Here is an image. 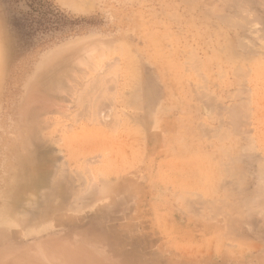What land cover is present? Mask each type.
Wrapping results in <instances>:
<instances>
[{
    "label": "rangeland",
    "instance_id": "374dc122",
    "mask_svg": "<svg viewBox=\"0 0 264 264\" xmlns=\"http://www.w3.org/2000/svg\"><path fill=\"white\" fill-rule=\"evenodd\" d=\"M263 42L264 0H0V264H264Z\"/></svg>",
    "mask_w": 264,
    "mask_h": 264
},
{
    "label": "bare ground",
    "instance_id": "6f19581e",
    "mask_svg": "<svg viewBox=\"0 0 264 264\" xmlns=\"http://www.w3.org/2000/svg\"><path fill=\"white\" fill-rule=\"evenodd\" d=\"M183 1H185V0H183ZM182 3H183V2H182ZM190 11H191V10H190ZM224 14H225V13H224ZM236 14H237V13H236ZM236 14H235V15H236ZM165 15H166V14H165ZM167 15H168V14H167ZM167 15H166V16H167ZM214 16H215V15H214ZM220 16H221V15H220ZM224 16H225V15H224ZM224 16H223V18H224ZM227 16H228V14H227ZM237 16H238V15H237ZM225 17H226V16H225ZM167 18H168V16H167ZM172 18H173V17H172ZM229 18H230V17H229ZM231 18H232V17H231ZM233 18H234V17H233ZM240 18H241V17H240ZM220 20H221V19H220ZM223 20H224V19H223ZM226 20H227V19H226ZM231 20H232V19H231ZM234 20H235V19H234ZM232 21H233V20H232ZM236 21H237V19H236ZM228 22H229V20H228ZM231 25H232V24H231ZM168 33H169V32H168ZM162 34H163V33H162ZM162 34H161V37H162V39H164L163 36H162ZM165 34H166V33H165ZM147 35H148V34H147ZM150 35H151V34H150ZM167 35H168V34H166V36H167ZM151 36H152V35H151ZM151 36H148V37H151ZM155 36H156V35H155ZM155 36H153V37H155ZM173 36H174V35H173ZM146 37H147V36H146ZM153 37H152V38H153ZM175 37H176V35H175ZM152 38L149 39V40H150V43H151V40H153ZM155 38H156V37H155ZM171 38H172V36H171ZM176 38H177V37H176ZM162 39H161V40H162ZM117 40H118V39H117ZM155 40H156V39H154L152 42H155ZM238 40H241V39H238ZM121 41H122V40H120V42H121ZM241 41H243V40H241ZM244 41H245V40H244ZM244 41H243V42H244ZM261 41H262V40H261ZM120 42H119V43H120ZM125 42H126V41H125ZM243 42H242V43H243ZM160 43H162V41H161ZM160 43H159V44H160ZM173 43H174V42H173ZM237 43H238V41H237ZM242 43H240V44H242ZM244 43H245V42H244ZM98 44H99V43H98ZM102 44H103V43H102ZM110 44L112 45V43H110ZM113 44H114V42H113ZM123 44H124V42H123ZM125 44H126L127 46H129V44H127V43H125ZM159 44H158V45H159ZM234 44H235V43H234ZM245 44H246V43H245ZM263 44H264V42H263ZM100 45H101V44H100ZM126 45H125V46H126ZM156 45H157V44H156ZM156 45H154V46L156 47ZM163 45H164V44H163ZM174 45H175V44H174ZM188 45H189V44H188ZM228 45H229V44H228ZM103 46H104V45H103ZM123 46H124V45H123ZM125 46H124V48L127 47V46H126V47H125ZM130 46H131V45H130ZM160 46H161V44H160ZM244 46H245V45H244ZM85 47H86V46H85ZM114 47H115V46H114ZM119 47H120V46H119ZM175 47H177V46H175ZM223 47H224V46H223ZM79 48H80V47H79ZM127 48H128V47H127ZM188 48L191 49L192 47L190 46V47H188ZM234 48H235V47H234ZM250 48H251V47H250ZM90 49H91V48H90ZM90 49L88 48L87 50L90 51ZM94 49L96 50V48H94ZM114 49H115V48H114ZM119 49H120V48H119ZM121 49H122V48H121ZM166 49H167V48H166ZM171 49H172V48H171ZM242 49L244 50L243 46H242ZM254 49H255V48H254ZM87 50H86V51H87ZM92 50H93V47H92ZM92 50H91L90 52H93ZM129 50H130V49H129ZM182 50H183V49H182ZM234 50H235V49H234ZM121 51H122V50H120V52H121ZM127 51H128V50H127ZM158 51H159V49L157 50V52H158ZM171 51H172V50H171ZM185 51H186V50H185ZM113 52H114V51H113ZM189 52L191 53V51H189ZM221 52H223V51H221ZM232 52H233V51H232ZM232 52H231V53L229 52V53L231 54L230 56H235L234 54H232ZM249 52H250V51H249ZM255 52H258V51H255ZM115 53H116V51H115ZM118 53H119V52H118ZM131 53H132V52H131ZM150 53H151V52H150ZM154 53H155V51H154ZM163 53H164V52H163ZM184 53H185V52H184ZM227 53H228V52H227ZM229 53H228V54H229ZM233 53H234V52H233ZM237 53H238V52H237ZM242 53H243V52H242ZM76 54H77V53H76ZM81 54H82V53H81ZM128 54H130V53H128ZM132 54H134V53H132ZM152 54H153V53H152ZM152 54H151V56H153ZM179 54H180V53H179ZM193 54H194V53H193ZM70 55H72V53H71ZM77 55H78V54H77ZM134 55H135V54H134ZM149 55H150V54H149ZM157 55H159V57H160V54H156V57H157ZM188 55H189V56L191 55L188 59L192 58L191 60H195V59H193L192 54H188ZM194 55H195V54H194ZM78 56H79V55H78ZM80 56H81V55H80ZM132 56H133V55H131V59L134 60V59H133L134 56H133V57H132ZM147 56H148V54H147ZM161 56H162V55H161ZM171 56H172V54H171ZM173 56H174V55H173ZM175 56H177V54H176ZM179 56H180V58H181V55H179ZM214 56H215V55H214ZM237 56H238V55H237ZM256 56H257V55H256ZM99 57H100V56H99ZM162 57H163V56H162ZM164 57H165V56H164ZM183 57H184V56H183ZM217 57H218V56H217ZM227 57H228V56H227ZM250 57H251V56H250ZM116 58H117V56H116ZM148 58H149V57H148ZM151 58H154V57H151ZM157 58H158V57H157ZM208 58H209V57H208ZM208 58H207V60H208ZM213 58H214V57H212L211 59H213ZM230 58H234V57H230ZM83 59H84V58H83ZM125 59H126V58H125ZM137 59L139 60V58H137ZM137 59H136V57H135V60H137ZM160 59H161V58H160ZM164 59H165V58H164ZM166 59H167V56H166ZM175 59H176V58H175ZM188 59H186L185 64L188 62ZM198 59H199V58H198ZM215 59H216V58H215ZM217 59H218V58H217ZM219 59H220V58H219ZM222 59H223V58L221 57V61H222ZM234 59H237V58H234ZM239 59H240V58H239ZM76 60H80V59H76ZM171 60H172V59H171ZM199 60H200V59H199ZM225 60H226V58H225ZM230 60H233V59H230ZM240 60H241V59H240ZM85 61H86V60H85ZM160 61H161V60H160ZM160 61H159V62H160ZM165 61H167V60H165ZM172 61H173V60H172ZM178 61H179V59H178ZM211 61H212V60H211ZM214 61H215V60H214ZM234 61H235V60H234ZM117 62H118V61H117ZM128 62L130 63V58H129V61H128ZM136 62H137V61H135L134 63H136ZM176 62H177V61H176ZM176 62H175L174 64H178V63H176ZM181 62H182V61H181ZM191 62H193V61H191ZM197 62H198V60H197ZM197 62H196V63H197ZM204 62H205V61H204ZM208 62H210V59H209ZM226 62H227V61H226ZM228 62H229V61H228ZM230 62H231V61H230ZM132 63H133V62H132ZM162 63H163V61H162ZM164 63H165V62H164ZM168 63H169V62H168ZM188 63H189V62H188ZM188 63H187V64H188ZM199 63H201V62H199ZM199 63H197V64H199ZM202 63H203V59H202ZM202 63H201V64H202ZM214 63H215V62H214ZM233 63H234V62H233ZM235 63H236V62H235ZM84 64H85V63H84ZM126 64H127V63H126ZM193 64H194V63H193ZM193 64H190V65L193 66ZM201 64H200V66H201ZM208 64H210V63H208ZM208 64H207V65H208ZM222 64H223V63H222ZM236 64L239 65V63H236ZM86 65H87V63H86ZM128 65L130 66L131 64H128ZM169 65H170V64H169ZM172 65H173V64H172ZM178 65H179V64H178ZM190 65H189V66H190ZM210 65H211V64H210ZM212 65H213V64H212ZM212 65H211L210 67H212ZM230 65H232V64H230ZM234 65H235V64H234ZM180 66H181V65H180ZM194 66H196V65H194ZM198 66H199V65H198ZM198 66H197V68H198ZM200 66H199V67H200ZM127 67H128V66H127ZM166 67H167V66H166ZM166 67L164 66L165 69H166ZM175 67H176V66H175ZM190 67H191V66H190ZM204 67H206V66L204 65ZM168 68H169V67H168ZM171 68H172V66H171ZM187 68H188V66H187ZM194 68H195V67H194ZM201 68H202V67H201ZM207 68H208V67H207ZM207 68H206V69H207ZM225 68H226V67H225ZM241 68H242V67L239 66V69H241ZM251 68H252V67H251ZM165 69H164V70H165ZM172 69H173V68H172ZM172 69H171V70H172ZM177 69H178V68H176V70H177ZM188 69H189V68H188ZM208 69H209V68H208ZM218 69H219V68H218ZM236 69L239 70L238 67H237ZM120 70H121V69H120ZM128 70H129V69H128ZM128 70H127V72H128ZM138 70H139V69H138ZM181 70H182V69H181ZM186 70H187V69H186ZM186 70H185V71H186ZM190 70H191V69H190ZM230 70H231V69H230ZM242 70H244V73H245V72H249V71H250V68H249L248 70H245V69L242 68L241 71H242ZM129 71H130V70H129ZM168 71H170V70H168ZM174 71H175V70H174ZM195 71L198 72L197 69H195ZM203 71H206V70H203ZM60 72H61V71H60ZM60 72H59V73H60ZM123 72H124V71H123ZM127 72H126V75H128ZM170 72H171V71H170ZM170 72H168V73H170ZM178 72H179V71H178ZM207 72H208V71H207ZM64 73H65V72H64ZM64 73H62V75H64ZM176 73H177V72H176ZM190 73H191V72H190ZM199 73H200V71H199ZM199 73H198V74H199ZM236 73H237V75H239V74H238V71H237ZM239 73H241V72H239ZM242 73H243V71H242ZM139 74H140V71H139ZM178 74H180V73H178ZM192 74H195V73H192ZM205 74H206V73H205ZM234 74H235V73H234ZM186 75H187V74H186ZM196 75H197V74H196ZM199 75H200V74H199ZM243 75H244V74H243ZM243 75H242V76H243ZM53 76H54V75H53ZM56 76H58V75H56ZM56 76H54V77H55L56 80H57L58 78H57ZM102 76H103V75H102ZM178 76H180V75H178ZM204 76H206V75H204ZM210 76H212V75H210ZM72 77H73V75H72ZM100 77H101V76H100ZM174 77H175V76H174ZM176 77H177V76H176ZM180 77H182V76H180ZM196 77H197V76H196ZM245 77H247V76H244V78H245ZM97 78H98V77H97ZM135 78H137V77H135ZM177 78H178V77H177ZM197 78H198V77H197ZM202 78H203V77H202ZM205 78H206V77H205ZM205 78H203V79L205 80ZM93 79H94V78H93ZM137 79H138V78H137ZM137 79H135V80L137 81ZM171 79H172V78H171ZM186 79H187V78H186ZM206 79H207V78H206ZM98 80H100V79H98ZM173 80H174V79H173ZM178 80H179V79H178ZM184 80H185V78H184ZM199 80H201V77H200ZM210 80H211V79H210ZM51 81H52V80H51ZM58 81H60V79H59ZM174 81H175V80H174ZM185 81H186V80H185ZM201 81H202V80H201ZM244 81H245V80H244ZM46 82H47V81H46ZM48 82H50V81H48ZM97 82H98V81H97ZM177 82H178V81H177ZM199 82H200V81H199ZM203 82H205V84L207 83L206 81H203ZM50 83H51V82H50ZM137 83H138V82H137ZM137 83H136V84H137ZM175 83H176V82H175ZM55 84H56V83H55ZM99 84H100V83H99ZM136 84H134V85H135V88H136ZM139 84H140V82H139ZM173 84H174V83H173ZM178 84H179V83H178ZM47 85H48V83H47ZM51 85H52V84H51ZM53 85H54V84H53ZM53 85H52V87H54ZM96 85H97V84H96ZM132 85H133V84H132ZM132 85H131V86H132ZM180 85H181V84H180ZM200 85H203V84L201 83ZM206 85H207V84H206ZM206 85H205V86H206ZM45 86H46V84H45ZM85 86H86V85H85ZM137 86H140V85L137 84ZM178 86H179V85H178ZM57 87H58V85H57ZM133 87H134V86H133ZM142 87H143V86H142ZM182 87H183V86H182ZM256 87H257V86H256ZM47 88H48V87H47ZM84 88H85V87H84ZM94 88H95V86H94ZM135 88H134V89H135ZM183 88H184V87H183ZM61 89H62V88H61ZM137 89H138V87H137ZM140 89H141V86H140ZM140 89H139V90H140ZM143 89H144V88H143ZM242 89H243V88H242ZM55 90H56V89H55ZM85 90H86V89H85ZM88 90H89V89H88ZM96 90H97V89H96ZM132 90H133V89H132ZM261 90H262V89H261ZM57 91H58V89H57ZM64 91H65V90H64ZM238 91H241V89L237 90V92H238ZM133 92H135V94L138 95L137 91L134 90ZM133 92H132V94H133ZM200 92H203V93H204L205 91H200ZM262 92H263V91H262ZM88 93H90V92H88ZM94 93H95V91H94ZM124 93H125V92H124ZM143 93H144V92H143ZM203 93H202V94H203ZM238 93L242 95V93H240V92H238ZM259 93H260V92H259ZM57 94H58V93H57ZM82 94H83V93H82ZM86 94H87V93H86ZM86 94H85V95H86ZM135 94H133V95L136 96ZM263 94H264V93H263ZM85 95H83V96H85ZM97 95H98V94H97ZM128 95H129V94H128ZM133 95H132V96H133ZM207 95H208V93L206 92V95H205V96H207ZM212 95H213V94H212ZM81 96H82V95H81ZM83 96H82V97H83ZM87 96H88V95H87ZM130 96H131V95H130ZM138 96L140 97V95H138ZM209 96H210V94H209ZM235 96H238L237 93H236ZM239 96H240V95H239ZM245 97H247V96H245ZM248 97H250V96L248 95ZM84 98H85V97H84ZM84 98H83V99H84ZM97 98H98V97H97ZM97 98H96V100H97ZM103 98H104V97H103ZM107 98H108V97H107ZM113 98H114V97H113ZM129 98H130V97H129ZM137 98H138V97H137ZM214 98H215V97H214ZM237 98H238V97H237ZM258 98H259V97H258ZM91 99H92V98H91ZM130 99H131V98H130ZM134 99H136V97H135ZM98 100H99V99H98ZM103 100H105V99H103ZM108 100H110V99H108ZM136 100H137V99H136ZM209 100H210V99H209ZM81 101H82V100H81ZM88 101H90V100H88ZM99 101H100V100H99ZM125 101H126V99H125ZM133 101H134V100H133ZM138 101H139V100H138ZM207 101H208V100H207ZM210 101H211V100H210ZM212 101H213V100H212ZM46 102H47V101H46ZM101 102H103V101H101ZM126 102H127V101H126ZM126 102H125V103H126ZM208 102H209V101H208ZM237 102H238V103H241V102H243V101H237ZM237 102H236V103H237ZM245 102H246V101H245ZM238 103H237V106H238ZM127 104H130V103L127 102ZM245 104H246V103H245ZM247 104H248V103H247ZM240 105H242V103L239 104V106H238V107L241 108ZM85 106H87V105H85ZM85 106H84V107H85ZM93 106H94V104H93ZM235 106H236V104H235ZM245 106H246V105H245ZM245 106H244V107H245ZM242 107H243V106H242ZM97 109H98V108H97ZM238 110H239V109H238ZM245 110H246V109H245ZM245 110H242L243 113H245V112H244ZM180 111H181V110H180ZM239 111H240V110H239ZM239 111H238V114L241 113V111H240V113H239ZM40 112H41V111H40ZM83 112H84V111H83ZM233 112H235V111H233ZM84 113H86V112H84ZM179 113H180V112H179ZM21 114H22V113H21ZM28 114H29V113H28ZM238 114H237V115H238ZM84 115H85V114H84ZM237 115L235 114L236 117H237ZM247 115H248V114H247ZM19 116H20V115H19ZM138 116H139V115H137V117H138ZM168 116H169V115H168ZM170 116H171V115H170ZM170 116H169V117H170ZM178 116H179V115H178ZM238 116H239V115H238ZM99 117H100V115H99ZM243 117H244V115H243ZM246 117H247V116H246ZM38 118H39V117H38ZM130 118H131V117H130ZM135 118H136V117H135ZM21 120H22V119H21ZM183 120H184V118H183ZM38 121H39V120H38ZM38 121H37V122H38ZM180 121H181V120H180ZM231 121H232V120H231ZM243 121H245V117H244V120H243ZM22 122H23V121H22ZM181 122H182V121H181ZM234 122H235V121H234ZM41 123H42V122L39 121V124H41ZM183 123H184V122H183ZM247 123H248V122H247ZM36 125H37V124H36ZM70 125H71V124H70ZM235 125H236V124H235ZM235 125H234V126H235ZM29 126H30V125H29ZM177 126H178V125H177ZM239 126H240V125H239ZM40 127H41V126H40ZM179 128H180V127H179ZM35 129H36V128H35ZM40 129H41V128H40ZM213 130H214V129H213ZM247 134H249V132H248ZM36 136H37V134H36ZM36 136H35V137H36ZM247 136H248V135H247ZM249 136H250V135H249ZM40 137H41V136H40ZM177 137H178V135H177ZM250 137H251V139H252V136H250ZM41 138H42V137H41ZM41 138H39V139H41ZM179 138H180V137H179ZM63 139H64V138H63ZM63 139H62L61 141H63ZM233 139H234V138H233ZM249 139H250V138H249ZM33 140H34V139H33ZM187 140H188V137H187ZM225 140H226V138H225ZM225 140H224L223 142H225ZM229 140H230V139H229ZM247 140H248V139H247ZM59 141H60V140H59ZM177 141H178V140H177ZM250 141H251V140H250ZM250 141H249V143H250ZM183 142H184V141H183ZM185 142H186V141H185ZM107 143H108V142H107ZM111 143H112V142H111ZM227 143H228V142H227ZM237 143H238V141H237ZM188 144H189V143H188ZM219 144H220V143H219ZM219 144H218V146H219ZM181 145H182V144H181ZM216 145H217V144H216ZM231 145H232V144H231ZM234 145H235V144H234ZM236 145H237V144H236ZM258 145H259V144H258ZM186 146H187V145H186ZM220 146H221V145H220ZM238 146H239V145H238ZM248 146H249V144H248ZM250 146H251V143H250ZM250 146H249V148H252V146H251V147H250ZM65 147H66V146H65ZM184 147H185V146H184ZM245 147H247V146H245ZM245 147H244V149H245ZM180 148H181V147H180ZM186 148H187V147H186ZM188 148H189V146H188ZM190 148H191V147H190ZM190 148H189V149H190ZM217 148H219V147H217ZM222 148H223V147H222ZM226 148H227V146H226ZM236 148H238V147H236ZM118 149H119V148H118ZM219 149H220V148H219ZM234 149H235V148H234ZM184 150H185V149H184ZM216 150H217V149H216ZM220 150H221V149H220ZM231 150H233V148H232ZM235 150H236V149H235ZM248 150H249V149H247V151H248ZM67 151H68V150H67ZM106 151H107V150H106ZM187 151H188V149H187ZM202 151L204 152V149H203ZM214 151H215V149H214ZM214 151H213V152H214ZM245 151H246V149H245ZM183 152H184V151H183ZM203 152H202V153H203ZM205 152H206V151H205ZM209 152H210V151H209ZM209 152H208V153H209ZM213 152H212V153H213ZM217 152H218V151H217ZM226 152H227V151H226ZM263 152H264V151H263ZM185 153H186V152H185ZM193 153H194V152H192V154H193ZM221 153H222V152H221ZM227 153H228V152H227ZM229 153H230V152H229ZM187 154H189V153L187 152ZM192 154H191V155H192ZM210 154H211V153H210ZM218 154H219V153H218ZM244 154H245V153H244ZM108 155H109V154H108ZM113 155H114V154H113ZM213 155H214V154H213ZM228 155L230 156V154H228ZM240 155L242 156V154H240ZM106 156H107V155H106ZM106 156H104V157H106ZM207 156H210V155H207ZM219 156H220V155H219ZM222 156H223V155H222ZM226 156H227V155H226ZM112 157H113V156H112ZM200 157H202V156H200ZM239 157H240V156H239ZM215 158H216V156H215ZM215 158H214V159H215ZM220 158H221V157H220ZM40 159H41V158H40ZM112 159H113V158H112ZM112 159H111V160H112ZM118 159H119V158H118ZM125 159H127V158L125 157ZM217 159H218V158H217ZM222 159H223V157H222ZM228 159H229V157H228ZM232 159H233V158H232ZM86 160H88V159H86ZM100 160H101V159H100ZM111 160H110L109 162H112ZM116 160H117V158H116ZM209 160H210V159H209ZM209 160H208V161H209ZM215 160H216V159H215ZM88 161H89V160H88ZM90 161H91V160H90ZM121 161H122V160H121ZM205 161H206V159H205ZM221 161H222V160H221ZM232 161H233V160H232ZM76 162H77V161H76ZM79 162H80V161H79ZM79 162H78V163H79ZM85 162H86V161H85ZM91 162H92V161H91ZM91 162H90V163H91ZM115 162H116V161H115ZM122 162H123V161H122ZM216 162H217V161H216ZM224 162H225V161H224ZM52 163H53V162H52ZM213 163H214V162H213ZM262 163H263V162H262ZM43 164H44V163H43ZM43 164H42V165H43ZM50 164H51V163H50ZM50 164H49V165H50ZM54 164H55V163H54ZM54 164H53V165H54ZM87 164H88V162H87ZM87 164H86V165H87ZM99 164H100V161H99ZM103 164H105V163H103ZM126 164H128V163H126ZM218 164H219V163H218ZM40 165H41V164H40ZM49 165H46L47 168L51 167L52 164H51L50 166H49ZM56 165H57V164H56ZM113 165H114V164H113ZM259 165H260V164H259ZM263 165H264V163H263ZM36 166H37V165H36ZM48 166H49V167H48ZM78 166H79V165H78ZM89 166H90V165H89ZM92 166H93V165H92ZM103 166H104V165H103ZM216 166H217V165H215V167H216ZM227 166H228V165H227ZM230 166H231V165H230ZM236 166H237V165H236ZM34 167H35V166H32L33 169H34ZM55 167H56V166H55ZM55 167H54V169L56 170ZM57 167H58V166H57ZM119 167H120V166H119ZM124 167H125V165H124ZM126 167H127V165H126ZM218 167H219V166H218ZM218 167H217V168H218ZM262 167H263V166H262ZM35 168H36V167H35ZM39 168H40V166H39ZM86 168H87V167H86ZM95 168H96V167H95ZM99 168H100V167H99ZM109 168L111 169V167H109ZM114 168H116V167L113 166V169H114ZM120 168H121V167H120ZM120 168L117 167L116 169L118 170V169H120ZM227 168H228V167H227ZM227 168H226V169H227ZM25 169H26V167H25ZM45 169H46V167H45ZM57 169H58V168H57ZM87 169H88V168H87ZM218 169H219V168H218ZM224 169H225V167H224ZM238 169H239V167H238ZM259 169H260V171H262V170H261V167L257 168V171H259ZM99 170H100V169H99ZM214 170H215V169H214ZM219 170H220V169H219ZM227 170H228L229 172H231V171L229 170V168H228ZM31 171H32V170H31ZM39 171H40V170H39ZM58 171H59V170H58ZM60 171H61V170H60ZM62 171H63V170H62ZM62 171H61V172H62ZM65 171H66V169H65ZM89 171H90V169H89ZM104 171H105V170H104ZM104 171H102V172H104ZM108 171H110V170H108ZM111 171H112V170H111ZM118 171H120V170H118ZM125 171H126V169H125ZM130 171H131V169H130ZM228 171H227V173H228ZM236 171H237V170H236ZM241 171H242V170H241ZM33 172H34V171H33ZM43 172H44V171H43ZM45 172H46V171H45ZM45 172H44V173H45ZM56 172H57V170L54 171V173H56ZM63 172H64V171H63ZM63 172H62V174H61L62 176H63ZM97 172H98V171H97ZM99 172H100V171H99ZM112 172H113V171H112ZM115 172H116V171H115ZM115 172H114V174H115ZM121 172H122V170H121ZM126 172H127V171H126ZM219 172H220V171H219ZM219 172H218V173H219ZM225 172H226V171H225ZM239 172H240V171H239ZM36 173H37V172H36ZM38 173H39V172H38ZM58 173H59V175H60V172H58ZM64 173H65V172H64ZM84 173H85V172H84ZM89 173H90V172H89ZM100 173H101V172H100ZM100 173H99V174H100ZM116 173H117V172H116ZM220 173H221V172H220ZM46 174H47V173H46ZM75 174H77V173H75ZM240 174H241V173H240ZM262 174H263V173H262ZM52 175H53V174H52ZM56 175H57V174H56ZM59 175H58V176H59ZM61 175H60V177H61ZM65 175H66V174H65ZM89 175L91 176V174H89ZM95 175H96V174H95ZM223 175H224V174H223ZM241 175H243V174H241ZM241 175H240V176H241ZM263 175H264V174H263ZM38 176H39V175H38ZM38 176H37V178H38ZM43 176H45V175H43ZM77 176H79V175L77 174ZM119 176H120V175H119ZM220 176H221V175H220ZM49 177H50V176H49ZM54 177H55V176H54ZM91 177L93 178V176H91ZM96 177H97V176H96ZM113 177H114V176H113ZM243 177H244V176H243ZM39 178H40V177H39ZM44 178H45V177H44ZM47 178H48V177H47ZM51 178H52V177H51ZM51 178H50V179H51ZM61 178H62V177H61ZM61 178H60V179H61ZM63 178H64V177H63ZM63 178H62V180H63ZM82 178H83V175H82ZM101 178H103L102 175H101ZM108 178H109V177H108ZM111 178H112V177H111ZM202 178H203V177H202ZM240 178H241V177H240ZM240 178H239V179H240ZM84 179H85V178H84ZM84 179H83V180H84ZM93 179H94V178H93ZM114 179H115V178H114ZM219 179H220V178H219ZM72 180H73V179H72ZM97 180H98V178H97ZM99 180L102 181V180H104V179H102V180L99 179ZM99 180H98V182H99ZM115 180H116V179H115ZM230 180H231V179H230ZM242 180H243V179H241L240 181H242ZM261 180H262V179H261ZM263 180H264V179H263ZM38 181H40V180H38ZM42 181H43V180H42ZM42 181H40V182H42ZM44 181H45V180H44ZM88 181H89V180H88ZM91 181H92V179L90 180V182H91ZM105 181H106V180H105ZM105 181H104V183H105ZM218 181H221V179L218 180ZM218 181H217V182H218ZM51 182H52V181H51ZM54 182H55V180H53V183H54ZM78 182H79V181H78ZM81 182H82V180H81ZM94 182H95V180H94ZM113 182H116V181L113 180ZM262 182H263V181H262ZM36 183H37V185H38V182H36ZM49 183H50V182H49ZM83 183H84V181H83ZM99 183H102V182H99ZM110 183L112 184V181H111V180H110V182H108V184L110 185ZM215 183H216V182H215ZM236 183H237V182H236ZM50 184H51V183H50ZM67 184H69V183L67 182ZM84 184H85V183H84ZM89 184H90V183H89ZM89 184H88V185H89ZM96 184H97V183H95L94 185H96ZM105 184H106V183H105ZM108 184H107V186L104 185V187L102 186L103 184H101V187L99 188V189L101 190V191H100V192H101V195H105L104 193H106V192H105L104 190L107 191V187H108V189H109ZM217 184H218V183H217ZM223 184H224V183H223ZM259 184H260V183H259ZM204 185H205V183H204ZM260 185L262 186L263 184L261 183ZM67 186H68V185H67ZM81 186H84V185L82 184ZM212 186H213V185H212ZM215 186H216V185H215ZM233 186H234V185H233ZM261 186H259V188H260ZM86 187H87V185H86ZM90 187H91V185H90L88 188H90ZM102 187H103V188L106 187V189L102 190V189H103ZM216 187H217V186H216ZM262 187H263V186H262ZM32 188H33V187H32ZM41 188H42V187H41ZM41 188H39V189H41ZM45 188H46V187H45ZM45 188L43 187L42 189H45ZM55 188H56V187H55ZM95 188H98V185H96ZM95 188H94V190H95ZM210 188H211V187H210ZM259 188H258V190H259ZM36 189H37V188H36ZM42 189H41L40 191H44V190H42ZM47 189H48V188H46V190H47ZM91 189H92V188H91ZM217 189H218V188H217ZM217 189H215V190H217ZM238 189H239V187H238ZM27 190H28V189H27ZM30 190H31V188H30ZM34 190H35V189H34ZM84 190H86V189H84ZM89 190H90V189H89ZM94 190H93V191L91 190V192H95ZM240 190H242V189H240ZM98 191H99V190H98ZM205 191H206V190H205ZM231 191H232V190H231ZM259 191H260V190H259ZM263 191H264V190H263ZM26 192H27V191H26ZM30 192H32V191H30ZM35 192H36V191H35ZM89 192H90V191H89ZM91 192H90V193H91ZM103 192H104V193H103ZM107 192H109V191H107ZM118 192H119V191H118ZM212 192H213V191H212ZM212 192H211V193H212ZM214 192H215V191H214ZM248 192H249V191H248ZM256 192H257V190H256ZM40 193H41V192H40ZM42 193H43V192H42ZM42 193H41V196L44 197L45 194L43 195ZM90 193H89V194H90ZM102 193H103V194H102ZM116 193H117V192H116ZM207 193H208V192H207ZM260 193H261V191H260ZM262 193H263V192H262ZM262 193H261L260 195H264V193H263V194H262ZM21 194H22V193H21ZM27 194H29V192H27ZM34 194H36V193H34ZM83 194H85V196H86L87 193H85V192H84V193H81V196H79V197L82 198V197L84 196ZM94 194H95V193H94ZM117 194H118V193H117ZM199 194H200V193H199ZM221 194H223V193H221ZM221 194H219V195H221ZM24 195H25V194H24ZM30 195L33 196L32 193H30ZM37 195H39L38 192H37ZM72 195H73V194H72ZM115 195H116V194H115ZM250 195H251V194H250ZM254 195H255V194H254ZM76 196H78V195H76ZM76 196H75V197H76ZM88 196H89V195H88ZM97 196L100 197L99 194H98ZM201 196H202V195H201ZM201 196H200V197H201ZM247 196H248V195H247ZM252 196H253V195H252ZM252 196H251V197H252ZM27 197H30V196L28 195ZM35 197H36V196H35ZM39 197H40V195H39ZM116 197H118V196H116ZM227 197H228V196H227ZM255 197H256V198H259V197H257V196H254V198H255ZM20 198H21V196H20ZM41 198H42V197H41ZM46 198H48V197H46ZM55 198H56V197H55ZM247 198H248V197H247ZM249 198H250V197H249ZM249 198H248V199H249ZM260 198H261V196H260ZM263 198H264V197H263ZM263 198H262V199H263ZM38 199H39V198H38ZM86 199H87V198H86ZM252 199H253V198H252ZM31 200H32V199H31ZM31 200H30V201H31ZM55 200H56V199H55ZM72 200H73V199H72ZM84 200H85V199H84ZM255 200H256V199H255ZM34 201H35V200H34ZM243 201H245V200H243ZM246 201H247V203L249 202L248 200H246ZM261 201H262V200H261ZM44 202H45V201H44ZM230 202H232V201H230ZM241 202H242V201H241ZM258 202H259V201H258ZM263 202H264V201H263ZM24 203H25V202H24ZM225 203H226V202H225ZM227 203H228V202H227ZM245 203H246V202H245ZM254 203H255V201H254ZM256 203H257V202H256ZM25 204H27V203H25ZM54 204H55V203H54ZM75 204H76V203H75ZM250 204H252V202H251ZM260 204H261V203H259V205H260ZM73 205H74V202H73ZM79 205H80V204H79ZM81 205H82V204H81ZM252 205H253V204H252ZM252 205H251V206H252ZM257 205H258V204H257ZM71 206H72V205H71ZM71 206H69V207H71ZM262 206H263V203H262ZM74 207H75V206H74ZM216 207H217V206H216ZM247 207H248V206H247ZM255 207H259V206H255ZM25 208H26V207H25ZM78 208H79V207H78ZM21 209H23V208H21ZM252 209H253V208H252ZM255 209H256V208H255ZM250 210H251V209H250ZM253 211H256V210L253 209ZM258 211H260V210H258ZM4 212H5V211H4ZM16 212H17V211H16ZM24 212H25V211H24ZM27 212H28V211H27ZM5 213H6V212H5ZM17 213H18V212H17ZM17 213H16V214H17ZM28 213H29V212H28ZM246 213H247V212H246ZM248 213H249V210H248ZM20 214H23V213L21 212V213L17 214L16 216H18V215H20ZM24 214H25V213H24ZM26 214H27V213H26ZM27 215H28V214H27ZM27 215H26L25 217H27ZM246 215H247V214H246ZM20 216H21V215H20ZM20 216H19V217H20ZM23 216H24V215H23ZM248 216H249V214H248ZM20 218H21V217H20ZM22 218H23V217H22ZM22 220H23V219H22ZM25 220H26V219H25ZM25 220H24V221H20V222H25ZM247 220H248V219H247ZM239 223H240V222H239ZM239 223H238V224H239ZM243 223H244V222H243ZM223 224H224V223H223ZM227 227H228V226H227ZM229 228H231V227H229ZM233 230H234V228H233ZM237 230H238V229H237ZM235 232H236V231H235ZM236 233L239 234V231H237ZM236 236H238V235H236ZM34 249H35V248H34ZM32 250H33V249H32ZM42 252H43V251H42ZM50 259H51V258H50ZM54 261H55V259H54ZM61 264H62V263H61Z\"/></svg>",
    "mask_w": 264,
    "mask_h": 264
},
{
    "label": "crops",
    "instance_id": "0c3cea01",
    "mask_svg": "<svg viewBox=\"0 0 264 264\" xmlns=\"http://www.w3.org/2000/svg\"><path fill=\"white\" fill-rule=\"evenodd\" d=\"M257 91V89L255 90ZM263 91V92H262ZM264 90L260 89L259 92H255L254 95V115L252 126H254L255 136L257 137V142L264 145ZM259 97V98H258Z\"/></svg>",
    "mask_w": 264,
    "mask_h": 264
}]
</instances>
